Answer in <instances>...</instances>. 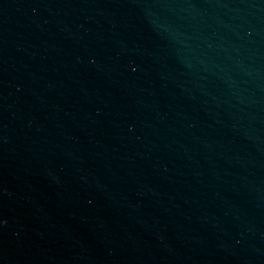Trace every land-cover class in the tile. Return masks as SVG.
Returning <instances> with one entry per match:
<instances>
[{
    "label": "water",
    "instance_id": "water-1",
    "mask_svg": "<svg viewBox=\"0 0 264 264\" xmlns=\"http://www.w3.org/2000/svg\"><path fill=\"white\" fill-rule=\"evenodd\" d=\"M0 264H264V0H0Z\"/></svg>",
    "mask_w": 264,
    "mask_h": 264
}]
</instances>
